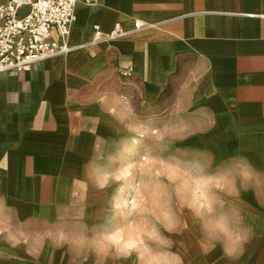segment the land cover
<instances>
[{
	"label": "crops",
	"instance_id": "crops-1",
	"mask_svg": "<svg viewBox=\"0 0 264 264\" xmlns=\"http://www.w3.org/2000/svg\"><path fill=\"white\" fill-rule=\"evenodd\" d=\"M92 1L69 54L0 74V264H264V0Z\"/></svg>",
	"mask_w": 264,
	"mask_h": 264
},
{
	"label": "built area",
	"instance_id": "built-area-1",
	"mask_svg": "<svg viewBox=\"0 0 264 264\" xmlns=\"http://www.w3.org/2000/svg\"><path fill=\"white\" fill-rule=\"evenodd\" d=\"M92 0H7L0 5V74L32 70L38 63L71 52L68 38L79 4ZM135 29L142 28L136 23ZM53 30L58 39H53ZM125 33L117 25L110 34L95 29V43Z\"/></svg>",
	"mask_w": 264,
	"mask_h": 264
},
{
	"label": "rangeland",
	"instance_id": "rangeland-1",
	"mask_svg": "<svg viewBox=\"0 0 264 264\" xmlns=\"http://www.w3.org/2000/svg\"><path fill=\"white\" fill-rule=\"evenodd\" d=\"M146 149H147L146 145H143L142 143H140L138 146L137 152L134 153V155H133V157H135L134 161H130V159H128V161L126 160L125 156L128 152L126 154L122 155V160L124 162V166H123L124 168L120 169L121 170L120 172L123 171V174L119 172V169H118L120 166V165H118L119 163L118 162L115 163L113 161L114 170H112V172L109 173V175H108V177L110 179L109 180L110 189L113 191V193L115 195H118L117 200H116V205L118 207H120L121 209H123V212H122L121 218H120V222H119L120 225H122L124 223V220H125L124 217H125L126 213H128L129 216L126 218L125 225L130 224L132 212L137 211L139 208H141V205L144 204L143 202L139 201V198H141V194L143 193V190H142L143 187L142 186H135V187L126 186V183L130 182V180H124V182H123V179H126V177H129V178L131 177V172L129 171V169L131 170L133 165H134V167H139L140 172H142V169L146 168L147 163H148V161H147L148 160V154L146 152ZM115 169H117V170L115 171ZM118 183H120V184H118ZM182 188L185 191V188H187V187H182ZM192 193L193 194L196 193L195 187H193ZM172 194H173V199H176L173 202V205L177 206L179 194H180L178 186H176V185L172 186ZM132 196H134V198H132ZM121 197H123L127 200H131V202L133 201V205H131V207H130V205L128 203L119 204L118 201ZM115 221H116L115 218L112 219V224Z\"/></svg>",
	"mask_w": 264,
	"mask_h": 264
},
{
	"label": "clouds",
	"instance_id": "clouds-1",
	"mask_svg": "<svg viewBox=\"0 0 264 264\" xmlns=\"http://www.w3.org/2000/svg\"><path fill=\"white\" fill-rule=\"evenodd\" d=\"M228 240L232 244L242 243L244 240V236L241 233L236 232L234 234H230L228 236Z\"/></svg>",
	"mask_w": 264,
	"mask_h": 264
},
{
	"label": "bare ground",
	"instance_id": "bare-ground-1",
	"mask_svg": "<svg viewBox=\"0 0 264 264\" xmlns=\"http://www.w3.org/2000/svg\"><path fill=\"white\" fill-rule=\"evenodd\" d=\"M139 148H140V147H139ZM133 155H134V152L129 151V152L126 154V156H125L126 160L128 161V159H131V158L133 157ZM141 155H142V154H141ZM142 156H143V155H142ZM123 196H124V195H123ZM118 203H119V204H125V203H128L130 206L133 205V201L131 202V200H127V199H125V198H123V197H121V198L119 199ZM127 206H128V205H127Z\"/></svg>",
	"mask_w": 264,
	"mask_h": 264
}]
</instances>
